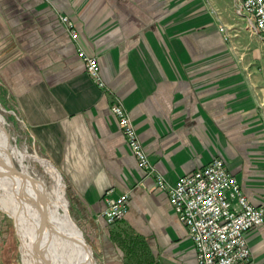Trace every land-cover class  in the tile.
I'll return each instance as SVG.
<instances>
[{"label": "crops", "instance_id": "crops-1", "mask_svg": "<svg viewBox=\"0 0 264 264\" xmlns=\"http://www.w3.org/2000/svg\"><path fill=\"white\" fill-rule=\"evenodd\" d=\"M241 18L235 0H0V99L59 168L105 264H128L117 247L125 238L139 240L143 264H196L167 194L137 167L113 103L166 181L221 158L264 207V41ZM79 48L97 56L103 87ZM126 191L127 211L108 223L106 199ZM246 238L247 264H264V222Z\"/></svg>", "mask_w": 264, "mask_h": 264}, {"label": "built area", "instance_id": "built-area-1", "mask_svg": "<svg viewBox=\"0 0 264 264\" xmlns=\"http://www.w3.org/2000/svg\"><path fill=\"white\" fill-rule=\"evenodd\" d=\"M246 27L264 41V0H235ZM72 38L77 30L67 15H60ZM224 34L226 28L219 26ZM86 72L98 87L104 82L97 56L77 50ZM124 140L138 168L153 178L157 189L165 191L177 220L184 226L194 248L196 264H247L250 249L246 234L264 222V207L252 204L246 197L236 176L221 158H214L200 168L182 174L168 182L154 170L147 159L134 126L120 102L110 106ZM129 194L123 192L106 199L102 211L108 223L123 217L127 211Z\"/></svg>", "mask_w": 264, "mask_h": 264}, {"label": "bare ground", "instance_id": "bare-ground-1", "mask_svg": "<svg viewBox=\"0 0 264 264\" xmlns=\"http://www.w3.org/2000/svg\"><path fill=\"white\" fill-rule=\"evenodd\" d=\"M4 124L0 114V208L15 221L21 262L93 264L69 215L61 174L48 159L12 143Z\"/></svg>", "mask_w": 264, "mask_h": 264}, {"label": "rangeland", "instance_id": "rangeland-1", "mask_svg": "<svg viewBox=\"0 0 264 264\" xmlns=\"http://www.w3.org/2000/svg\"><path fill=\"white\" fill-rule=\"evenodd\" d=\"M241 20L245 23L244 19L241 18ZM247 30L249 31L248 27ZM248 33H250V31ZM251 35L252 37H255L253 34ZM11 105H8L0 99V114L5 119V129L10 136L11 142L17 145L18 147L20 146L19 148H25L28 152L30 151V153L36 152L40 156L48 159L52 163V165L59 171V168L47 156L39 152L38 149L32 144V142L25 133L24 125L20 117L18 116V113L14 111ZM36 167L37 172L42 173L43 168L39 163H37ZM60 174L64 183V195L68 202L69 215L72 218L74 224L80 230L84 241H86L85 243L90 248L94 264H105L104 257L102 254H100V252L97 251L93 239L89 237L88 234H86L84 228H82L83 223L78 220L76 213L73 210V205L71 204L68 195L64 177L62 173ZM153 189H157L154 183ZM16 231L17 230L13 217L10 216L2 208H0V264H23L20 258V239ZM137 242H139L138 239L125 238L121 241L122 245L117 244V247L123 253V257L126 259V263L128 264H143L144 260L148 259L149 257L147 253L135 252L136 248L143 249V247L140 246V243L138 245Z\"/></svg>", "mask_w": 264, "mask_h": 264}, {"label": "water", "instance_id": "water-1", "mask_svg": "<svg viewBox=\"0 0 264 264\" xmlns=\"http://www.w3.org/2000/svg\"><path fill=\"white\" fill-rule=\"evenodd\" d=\"M84 246H85V247H88V246H87V244H86L85 242H84ZM90 257H91V258H90V259H91V261H92V262H93V264H94V260H93V258H92V256H91V255H90Z\"/></svg>", "mask_w": 264, "mask_h": 264}]
</instances>
